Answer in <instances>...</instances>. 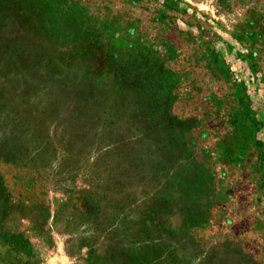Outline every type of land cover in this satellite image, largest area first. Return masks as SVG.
I'll use <instances>...</instances> for the list:
<instances>
[{"label":"rangeland","instance_id":"rangeland-1","mask_svg":"<svg viewBox=\"0 0 264 264\" xmlns=\"http://www.w3.org/2000/svg\"><path fill=\"white\" fill-rule=\"evenodd\" d=\"M0 264H264V0H0Z\"/></svg>","mask_w":264,"mask_h":264},{"label":"trees","instance_id":"trees-1","mask_svg":"<svg viewBox=\"0 0 264 264\" xmlns=\"http://www.w3.org/2000/svg\"><path fill=\"white\" fill-rule=\"evenodd\" d=\"M125 61H126V59H125ZM126 62H128V61H126ZM125 62V63H126ZM129 63V62H128ZM130 65V64H129ZM129 68L131 69V70H136V68L134 67V66H132V65H130L129 66ZM131 70H130V72H131ZM147 84L146 83H144V85H143V87H144V89L141 87V89L139 90V95L141 96V97H144V98H148V99H150V97L153 95V94H151V93H149L150 91H153V88H148L147 89V87L148 86H146Z\"/></svg>","mask_w":264,"mask_h":264}]
</instances>
